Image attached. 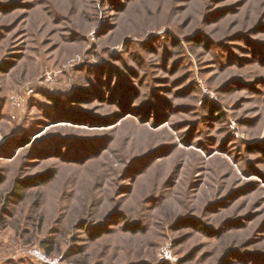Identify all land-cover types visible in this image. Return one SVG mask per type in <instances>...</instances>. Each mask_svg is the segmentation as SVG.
I'll use <instances>...</instances> for the list:
<instances>
[{"label":"rangeland","instance_id":"rangeland-1","mask_svg":"<svg viewBox=\"0 0 264 264\" xmlns=\"http://www.w3.org/2000/svg\"><path fill=\"white\" fill-rule=\"evenodd\" d=\"M49 247L264 264V0H0V264Z\"/></svg>","mask_w":264,"mask_h":264},{"label":"built area","instance_id":"built-area-1","mask_svg":"<svg viewBox=\"0 0 264 264\" xmlns=\"http://www.w3.org/2000/svg\"><path fill=\"white\" fill-rule=\"evenodd\" d=\"M13 103L15 105H19V99H13ZM31 255L33 257H35L39 262H41L42 264H69L67 263V261L60 259H54L51 258L49 256H47L45 253H43L42 251H39L37 249H33L30 251ZM163 255L165 256V258H168V251L164 250L163 251Z\"/></svg>","mask_w":264,"mask_h":264},{"label":"trees","instance_id":"trees-1","mask_svg":"<svg viewBox=\"0 0 264 264\" xmlns=\"http://www.w3.org/2000/svg\"><path fill=\"white\" fill-rule=\"evenodd\" d=\"M55 104H57V102H54ZM218 111V110H217ZM222 119V116L221 117H219V119ZM15 196H17V197H19V198H21L22 196H20L19 194H15ZM90 237V240L92 241V242H96V241H98V240H100V239H102L103 237H104V232H99V231H93V232H91L90 233V235H89ZM53 254V248L52 247H49L48 249H47V255L48 256H51Z\"/></svg>","mask_w":264,"mask_h":264}]
</instances>
